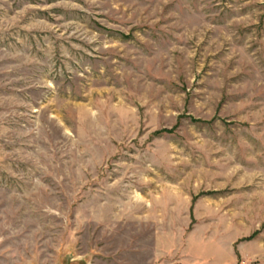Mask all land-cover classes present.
I'll use <instances>...</instances> for the list:
<instances>
[{"label": "rangeland", "instance_id": "374dc122", "mask_svg": "<svg viewBox=\"0 0 264 264\" xmlns=\"http://www.w3.org/2000/svg\"><path fill=\"white\" fill-rule=\"evenodd\" d=\"M0 264H264V0H0Z\"/></svg>", "mask_w": 264, "mask_h": 264}]
</instances>
